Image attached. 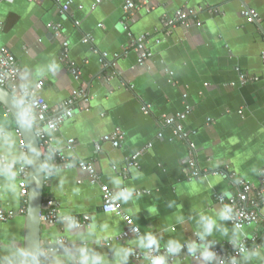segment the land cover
Here are the masks:
<instances>
[{"label": "crops", "instance_id": "obj_1", "mask_svg": "<svg viewBox=\"0 0 264 264\" xmlns=\"http://www.w3.org/2000/svg\"><path fill=\"white\" fill-rule=\"evenodd\" d=\"M66 1L0 0V47L14 56L22 83L34 87L43 82L38 95L55 108L80 87L59 62L61 42L52 27L61 26L70 59L79 66L81 82L92 101L88 112L75 113L53 133L54 147L69 158L93 164L101 184L113 192L142 238L112 242L107 247L109 238L126 229L124 222L101 213L99 185L90 184L86 173L71 168L50 178L44 185V199L52 198L64 216L89 215L91 221L80 229L42 224L40 247L58 237L86 245V254L78 249L60 254L55 264H145L132 260L128 248L190 244L191 248L165 264H207L193 257L210 242L228 246L254 235L261 239L264 209L259 224L237 231L223 220L214 198L216 194L236 196V179L254 186L262 179L264 0H147L151 11H136L127 31L122 12L125 0H107L94 8L93 0H74L62 14ZM184 7L195 9L202 25L178 27L167 34L162 18L172 17ZM244 8L257 12L260 22L247 23L240 16ZM214 9L219 13H211ZM129 34L132 38L149 36L147 46L153 53L149 70L137 67ZM87 36L92 41L84 43ZM94 51L114 59L121 76L102 66ZM53 62L60 67L55 76L47 73ZM165 69L174 73L176 86L167 83ZM39 71L46 74L38 77ZM237 72L259 80L240 86ZM183 92L192 108L183 126L194 132L190 138L195 144L194 160L204 172L191 180L187 179L191 169L185 142L173 138L161 125L162 116L183 111ZM144 107H149L147 114L142 112ZM17 131L13 116L0 104V156L15 167L19 163H11L7 144L20 137ZM114 131L121 134L119 146L101 142L96 150V142ZM68 140L74 141L71 153L66 150ZM139 152L138 167L126 169V160ZM222 171L233 174L234 181L227 174L220 175ZM14 172L13 168L0 169V209L18 213L22 200L18 175L11 179ZM123 189L126 194L121 193ZM137 192L140 194L133 195ZM25 229V215L0 223V264H13L15 252L25 248ZM236 264H264V249L243 255Z\"/></svg>", "mask_w": 264, "mask_h": 264}, {"label": "built area", "instance_id": "obj_2", "mask_svg": "<svg viewBox=\"0 0 264 264\" xmlns=\"http://www.w3.org/2000/svg\"><path fill=\"white\" fill-rule=\"evenodd\" d=\"M28 2H36L37 0H27ZM107 0H93V8L100 5L102 2ZM74 4V0H67L61 6V13H65ZM78 10L82 9L81 5L77 6ZM145 10L146 13L151 11L147 0H125L122 5V12L124 15V21L127 25L124 26V30H128V25L131 24L134 19V14L136 11ZM211 13L218 14L217 9L212 10ZM240 16L245 19L249 24H258L260 22V15L253 11L244 8L240 12ZM163 30L169 34L174 29L181 27L184 29H189L192 26L200 27L202 23L198 19L197 11L193 8L184 7L177 11L172 17H164L161 22ZM98 27H102L99 25ZM2 30V24L0 21V33ZM53 34L56 39L61 42V50L59 54V62L63 64L68 70L70 76L75 82L80 84V87L76 90H72L69 96L61 102L55 108H51L46 101L41 98L38 94L42 90L44 84L42 81L37 82L34 87H28L26 84L21 82V71L19 65L17 64L14 56L6 49L0 47V87L7 89L11 94L16 91L21 92V88L25 92L32 94L37 100V105L35 111L39 114L38 119L33 124V131L35 138L39 142V147L41 151L45 152V156L49 155V165L50 167L46 170L47 175L44 174V185L48 183L50 178L60 170H68L71 168H77L78 170L86 173L90 184L99 185L101 193V206L100 211L103 214L114 215L121 218L124 222L126 229L119 234L109 238L105 245L108 247L112 242H122L129 239L141 240L142 234L138 226L133 222V220L127 216L120 205V203L115 199L113 192L105 185L101 184L99 177L94 169L91 162L84 160H75L73 157L69 158L62 152L56 150L54 147L53 133L58 131L60 127L69 119H71L75 113L88 112L90 108V103L92 97L86 92V85L81 82L82 72L70 59V46L67 40L63 39L61 26L54 25L52 27ZM131 37V42L129 48L136 54L137 57V67L145 68L149 70L148 63L153 58V53L148 48L147 34L141 35L135 38ZM92 39L87 36L84 38V43L91 42ZM156 41V44H159ZM99 56V63L104 67H111L114 71V76H121V72L117 71V64L115 60H110L106 52L94 51ZM262 62L264 63V52L261 54ZM164 74L168 77L167 83L171 86H176L174 81V73L165 69ZM238 75V85L243 86L249 82H257L258 77H247L241 72H237ZM39 84V87L36 85ZM235 86V83L230 84ZM123 86H125L123 84ZM127 89H132L128 87ZM187 93H182V103L183 111L178 112L172 116H162L161 125L170 130L173 138L185 142L188 150V165L191 169L188 180L197 179L204 175L200 170L197 169L194 160V150L195 144L191 141V137L194 132H188L185 130L183 123L190 115L192 108L187 103ZM149 107L142 108L144 114L148 113ZM65 112L70 114L65 115ZM63 117V119H60ZM49 123H56V127L50 132L43 131V127ZM17 134L20 136L19 131ZM121 134L119 131H114L108 135L101 138L100 142H96L94 145L96 150L100 149L101 142L110 143L113 147H118L120 143ZM23 144V141H20ZM74 148V141L68 140L66 150L67 152H72ZM26 154V150L24 148ZM141 152L136 153L131 158H128L125 163V168H137L138 167V157ZM2 168H13L16 170L18 167L9 164L4 157L0 156V169ZM113 171H117L116 167L112 168ZM220 175L227 174L225 172H220ZM262 179L258 186L252 184H247L241 179H236V185L239 192L236 196H224L222 194H216L215 202L219 205L222 213L223 220L231 225L235 230L241 231L246 227H251L259 224L261 222V211L264 209V169L261 171ZM19 179V195L22 200V207L18 213L14 211H5L0 209V223H6L16 215H25L27 196H28V165L25 166L23 171L17 172ZM230 179H234L233 174H227ZM234 181V180H233ZM24 185V187H23ZM122 194H126L127 190H122ZM140 192L133 193V195H139ZM226 217V218H224ZM91 217L89 215L82 216H64L61 214L56 202L47 197L43 200V211L41 215V223L45 225H55V224H67L71 225L76 229L84 228L89 225ZM264 233V232H263ZM199 244L200 241L198 240ZM192 245L184 244L176 248L171 247H160L158 245H148L144 249H129L128 252L130 258L135 262H143L145 264H154L155 261L162 259L163 264L172 263L176 256L183 253L187 249L191 248ZM78 249L80 254H86L88 249L85 244H75L68 241L64 237H58L54 240L47 241L44 246L39 251V259L37 264H55V259L60 254L73 253L74 250ZM264 249V234L262 238H258L257 235L251 236L250 238H242L239 241L230 243L228 246L220 244L216 241L210 242L202 252L195 253V260H203L207 264H236L239 258L248 253ZM74 264H84L83 262L76 261Z\"/></svg>", "mask_w": 264, "mask_h": 264}, {"label": "water", "instance_id": "obj_3", "mask_svg": "<svg viewBox=\"0 0 264 264\" xmlns=\"http://www.w3.org/2000/svg\"><path fill=\"white\" fill-rule=\"evenodd\" d=\"M0 104L12 115L9 111L10 108H14L13 95L4 88L0 87ZM13 116V115H12ZM14 118V117H13ZM18 126L20 136H22L23 143L26 145L30 142L32 147L40 150L39 142L35 138L33 126L31 129L24 130ZM26 155L33 157L34 154L25 147ZM43 162L42 151L41 155L35 156L33 164L28 165V196L26 205V229H25V248L24 250L29 253L25 257L24 264H37L40 251V232H41V215L43 211V192H44V174L40 171L39 181L37 182L36 176L38 172V165Z\"/></svg>", "mask_w": 264, "mask_h": 264}, {"label": "clouds", "instance_id": "obj_4", "mask_svg": "<svg viewBox=\"0 0 264 264\" xmlns=\"http://www.w3.org/2000/svg\"><path fill=\"white\" fill-rule=\"evenodd\" d=\"M59 68H60L59 65L53 62L48 66L47 73L51 74L52 76H55V74L59 71ZM45 74L46 73L44 71H39L37 75L39 77ZM36 87H39V84H37ZM12 95L14 97L15 107L10 108L9 111L12 113L14 117V123L22 127L24 130L31 129L34 122L37 121L39 116V114L35 111L36 105L38 103L37 100L32 94L25 92L23 88H21V92L17 93L16 91H14ZM65 115H68L70 117V114L68 112H65ZM60 119H63V117H61ZM55 127H56V123H49L45 125L42 130L45 132H50ZM21 139H23L22 136H20L15 141L9 140L7 144V147L12 155L11 163L12 164L19 163V169L17 170V172L23 171L25 166L33 164L34 157L41 155V151L36 149L35 147H32L30 142L27 145L25 143L21 144L20 142ZM16 145H19L18 149L16 148ZM25 147H27L34 154L33 157H29L28 155L25 154L24 152ZM17 151L19 152L18 155L16 154ZM50 152L48 156L44 157L43 162H41L38 165V172L36 176L37 182L39 181L38 174L40 171L45 172V175H47L46 170L50 167L48 163L50 158ZM17 172L12 173L11 179L13 180L16 179ZM13 190L15 191V186ZM149 242L154 243V241H149ZM28 254L29 253H27V251L24 249L17 250L13 257V264H24L25 257ZM154 264H163V260L162 259L157 260L154 262Z\"/></svg>", "mask_w": 264, "mask_h": 264}, {"label": "trees", "instance_id": "obj_5", "mask_svg": "<svg viewBox=\"0 0 264 264\" xmlns=\"http://www.w3.org/2000/svg\"><path fill=\"white\" fill-rule=\"evenodd\" d=\"M42 156H43V160H44V157H45V152L42 150ZM45 196V189H44V192H43V197Z\"/></svg>", "mask_w": 264, "mask_h": 264}]
</instances>
